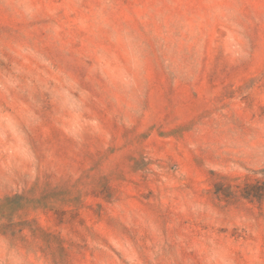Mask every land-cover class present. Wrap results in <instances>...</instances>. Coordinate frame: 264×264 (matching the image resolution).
Segmentation results:
<instances>
[{
	"label": "rangeland",
	"instance_id": "obj_1",
	"mask_svg": "<svg viewBox=\"0 0 264 264\" xmlns=\"http://www.w3.org/2000/svg\"><path fill=\"white\" fill-rule=\"evenodd\" d=\"M0 264H264V0H0Z\"/></svg>",
	"mask_w": 264,
	"mask_h": 264
}]
</instances>
